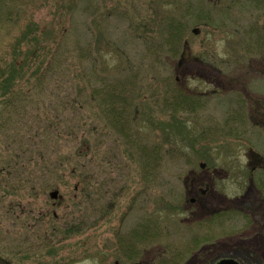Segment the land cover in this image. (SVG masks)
Masks as SVG:
<instances>
[{
	"label": "rangeland",
	"instance_id": "obj_1",
	"mask_svg": "<svg viewBox=\"0 0 264 264\" xmlns=\"http://www.w3.org/2000/svg\"><path fill=\"white\" fill-rule=\"evenodd\" d=\"M263 25L264 0H0V264H264ZM124 76L136 146L91 95Z\"/></svg>",
	"mask_w": 264,
	"mask_h": 264
},
{
	"label": "trees",
	"instance_id": "obj_2",
	"mask_svg": "<svg viewBox=\"0 0 264 264\" xmlns=\"http://www.w3.org/2000/svg\"><path fill=\"white\" fill-rule=\"evenodd\" d=\"M204 22L206 21L200 22L198 20L195 22V24L196 25L198 23L205 24ZM182 26L183 25L181 24V22L175 21L174 18L172 17L171 19H169V21H167L164 24L163 30H164V33L166 34L165 36L166 39H164L165 44L167 45L170 44L173 46L174 44L178 45L180 43L182 34H183ZM262 31L264 32V25L262 26ZM257 32L260 33V31H258L257 29L254 30L255 38L257 39V41L264 40V34L260 35L261 36L260 39L261 38L262 39L258 40L259 34ZM9 76H11V80L14 78L12 74ZM130 81L131 80L125 79V76L122 77L121 79H114L112 81L103 80L102 82L103 83L105 82L103 85L93 86L91 88V95L94 98L98 99L99 101L98 104L100 106L101 113L103 115V118L108 123V125L114 130H116V133H118L123 139H125L127 143H129L130 145L136 146V144L132 142L133 137H134L133 135L134 130L135 131L138 130L136 124L134 123L135 122L134 121L135 120V117H134L135 108L132 105V101H134L135 95L134 94L131 95V93L129 94V87L131 86ZM26 89H21V90H26ZM15 93H16L15 89L10 88L9 90L5 88L2 90L1 96L5 98L6 104L11 105V99H14V98L22 99L27 94V92H24V91L21 93L22 95H15ZM190 100L191 98H188L186 95H184V93L176 92L174 93V97L171 98L170 108H167V109L169 111H175L174 108H176V106H186V107L188 106L189 107ZM9 116L10 115L8 114L6 121H9ZM56 123L58 125L61 124L59 120H57ZM57 124H54V126H57ZM65 126L71 127L70 125H65ZM129 131H133V132H129ZM135 136L137 135L135 134ZM139 148H140L139 153L140 151L143 153L144 151L142 150L144 147L139 146ZM49 158L50 157L47 156L46 158L47 162L48 160L51 162H54V160H50ZM14 159H15V156H12L9 159V162H15ZM24 161L30 162L31 160L25 159ZM193 181L191 183H193V186H194ZM150 227H152L154 232L156 231L155 229L156 227L152 225L151 226L146 225V224L144 225L141 222L138 225V228L132 231L131 235L137 238L138 237L141 238V235L143 236L145 235L146 237L148 234L151 233ZM129 239L132 241V238L129 237ZM129 239L119 240L121 252L127 258L132 257L137 249L136 248L135 251L133 250L134 246L131 245V241ZM177 259H178L177 257L169 258L165 260V263L168 261V264H177ZM162 264H164V262Z\"/></svg>",
	"mask_w": 264,
	"mask_h": 264
},
{
	"label": "flooded vegetation",
	"instance_id": "obj_3",
	"mask_svg": "<svg viewBox=\"0 0 264 264\" xmlns=\"http://www.w3.org/2000/svg\"><path fill=\"white\" fill-rule=\"evenodd\" d=\"M249 181H251V179H248ZM259 180H261L263 183V185H264V178L263 177H259ZM205 189H202V191H204ZM191 199V201L192 200H194L193 198H190ZM264 260V259H263ZM211 263H215V264H241V263H239V262H237V261H235V260H232V259H225V258H217V260H216V258H215V261L214 260H212L211 261Z\"/></svg>",
	"mask_w": 264,
	"mask_h": 264
},
{
	"label": "water",
	"instance_id": "obj_4",
	"mask_svg": "<svg viewBox=\"0 0 264 264\" xmlns=\"http://www.w3.org/2000/svg\"><path fill=\"white\" fill-rule=\"evenodd\" d=\"M186 51H187V49H186V45H184V49H183V51H182V53H181L180 61L183 60V58L185 57L184 54H185ZM51 194L54 195V193H51Z\"/></svg>",
	"mask_w": 264,
	"mask_h": 264
}]
</instances>
